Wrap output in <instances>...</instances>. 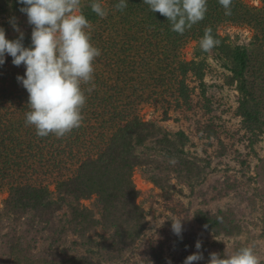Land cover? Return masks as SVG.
Instances as JSON below:
<instances>
[{"label":"trees","instance_id":"1","mask_svg":"<svg viewBox=\"0 0 264 264\" xmlns=\"http://www.w3.org/2000/svg\"><path fill=\"white\" fill-rule=\"evenodd\" d=\"M117 2L107 0L104 7L108 15L103 19L92 12L91 7L81 10L92 25L91 42L100 49L101 55L94 62V90L89 94L86 89L91 85L84 86L87 102L82 126L66 137L41 138L34 127L26 126L28 92L17 81L26 69L23 65L15 66L10 55H6L5 63L0 65V195L7 194L4 210L16 222L11 228L13 236L7 235L8 242H2L8 245V252L0 264H35L32 259L28 260L30 247L23 248L29 237L27 229L22 234L16 227L27 215L30 217L25 219L26 226L33 227L38 220L45 226L52 224L54 214L68 203L65 198L53 200L54 192L73 197L75 202L70 205V227L61 231L51 228L54 244L60 246L71 232L77 246L86 254L62 262L45 260L43 264H97L104 258L116 263L121 259L122 248L134 244L144 234L147 218L144 209L137 204L140 191L133 178L138 167H146L147 171L152 168L150 162L138 156V149L158 139L157 145L167 155L181 156L189 138L182 131L176 140L166 135L160 138L162 129L147 121L142 111L145 106L155 107L168 121L172 111L193 108L195 89L190 85V78L195 77L199 85L204 86L211 65L205 52L198 51L197 58L187 60L182 49L191 41L200 42L206 27H211L213 36L221 41L213 52L231 73L228 79L239 91L237 116L253 137L264 136V0L261 8L233 0L231 16L224 14L218 0H207L205 19L184 35L173 32L167 18L152 12L143 0H127L128 6L123 12L115 10ZM14 3L23 7L19 0ZM223 23L251 28L254 50L250 53L246 47L234 45L228 36H222L219 26ZM23 44L30 47L31 36H24ZM252 71L254 80H259L257 86L255 81H250ZM201 129L210 144L213 136L219 139L214 126ZM219 141L223 147L220 154L224 157L226 151ZM246 165L251 168L252 164L243 160L241 167ZM175 171L179 179L193 188L205 180V168L193 160L180 159ZM162 180L156 177L152 181L163 185ZM224 183V192L219 191L223 194L221 198L237 195V207L221 209L215 214L198 210L195 221L214 232L237 236L255 231V218L264 226V202L258 200L262 196L257 188L252 187L249 180ZM93 197L103 206L101 220L82 204ZM217 217H222V222ZM100 226L109 234L108 244L104 243L107 241L104 238L102 242L91 236ZM258 240L257 247L263 248L264 229ZM99 246L101 252L96 250ZM241 247L246 245L237 250ZM254 250L264 264L260 250ZM151 255L152 258L142 259L141 264L158 261L159 256L154 255V251Z\"/></svg>","mask_w":264,"mask_h":264},{"label":"rangeland","instance_id":"2","mask_svg":"<svg viewBox=\"0 0 264 264\" xmlns=\"http://www.w3.org/2000/svg\"><path fill=\"white\" fill-rule=\"evenodd\" d=\"M243 2L251 7L263 6L262 0H243ZM91 3L92 0H81L79 13L89 8ZM101 3L106 6L107 0H101ZM0 6V28L5 30L6 38L19 36L10 22L12 18H15L24 36H31L32 26L28 24L26 14L20 11L14 0H0ZM219 33L228 36L234 45L246 47L250 53L254 50L252 45L254 33L247 26L223 23L219 26ZM199 44L200 42L191 41L182 49L183 56L187 60L197 58V52H202ZM205 57L211 67L204 80V86H200L195 77L190 78V85L195 89L191 110L172 111L170 119L165 121L164 115L157 108L150 106L143 108V117L162 129L160 138L166 135L176 140L177 134L182 131L188 136L189 141L184 155L181 156L167 155L166 151L157 145L158 139L150 140L138 149V156L150 162L152 168L151 171H147L146 167H138L133 178L140 191L137 204L144 209L148 225L144 234L134 244L122 248L120 261L114 263L104 258L97 264H141L142 259L152 258L153 251L159 259L154 260L152 264H183L189 255L197 251L195 245L198 240L202 243L200 251L203 252L204 259L194 264H208L212 252L219 253L222 257L225 251L234 253L238 247L245 245L260 250L264 261V245L263 248L257 247L260 244L259 234L264 229L258 218H255L257 221L255 231L249 230L250 235L238 236L226 232H214L195 221V212L198 210L215 214L221 209L237 207L239 204L237 195L231 194L222 199L223 194H219V191L224 192L226 180L236 179L240 182L249 180L251 186L256 187L259 195L262 196V199H257L264 202V136L253 137L244 128L241 118L237 116L240 94L228 79L231 73L223 67L213 50L206 53ZM249 78L251 82L255 81L254 84L257 86L259 80H254L253 71ZM209 125L214 126L219 136V139L213 136L211 144L207 134L201 129ZM219 140L223 142L226 151L224 157L220 154L223 147ZM182 158L196 161L200 167L205 168V180L202 184L193 188L186 181L179 179L175 166H178ZM243 160L251 163V168H248V165L241 167ZM156 165H158L157 170H155ZM243 175L248 178H244ZM156 177L163 179V185H157L152 181ZM51 184L49 181V185ZM51 189L54 190V186H51ZM54 193L53 200L65 198L68 203L63 204L62 209L54 214L52 224L45 226L38 220L33 227L26 226L25 219L30 217L27 215L16 227L17 232L22 234L27 229L29 237L24 242L23 248L30 247L28 260L32 259L35 264H43L45 260L62 262L76 255L86 254L77 246L76 237L71 232L64 237L60 246L54 244V232L51 228L61 231L70 227L69 220L72 214L70 205L75 204L73 197ZM6 198V193L0 195V260L4 259V255L8 252V245H3L2 242H8V239H5L7 235L13 236L11 228L12 224L16 223L13 217L5 213ZM82 204L92 209L96 219H102L103 206L98 198L82 201ZM174 219L183 220L182 238L172 232ZM95 233L91 234L93 238L102 242L104 238L107 240L104 243H109V234L101 226ZM100 247L96 248L99 252L102 251Z\"/></svg>","mask_w":264,"mask_h":264},{"label":"clouds","instance_id":"3","mask_svg":"<svg viewBox=\"0 0 264 264\" xmlns=\"http://www.w3.org/2000/svg\"><path fill=\"white\" fill-rule=\"evenodd\" d=\"M19 3L23 5L20 11L32 26L31 46H24V33L12 18L10 22L19 37L9 40L0 28V65L10 55L15 66L23 65L26 69L24 76L17 77L28 92L26 126L34 127L38 137L53 135L62 139L82 126L87 102L84 86L91 85L86 89L89 94L95 88L94 62L101 51L91 42L90 21L79 13L81 0H19ZM143 3L152 12L166 17L171 30L180 35L203 21L208 11L207 0H143ZM218 3L226 16L232 15L233 0ZM127 6V0H118L114 8L123 12ZM90 7L101 19L107 17L108 10L101 0H92ZM212 31L211 27L204 30L199 44L202 52L210 53L221 44ZM217 219L222 222V217ZM171 227L182 238L183 220H172ZM195 247L197 251L183 264L204 259L199 240ZM208 264H261V261L254 248L246 246L234 253L225 251L224 258L212 252Z\"/></svg>","mask_w":264,"mask_h":264}]
</instances>
